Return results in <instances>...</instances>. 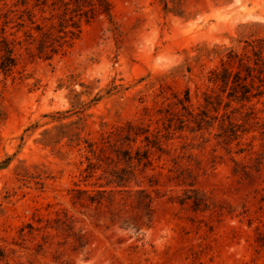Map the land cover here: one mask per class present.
Instances as JSON below:
<instances>
[{
  "label": "rangeland",
  "instance_id": "374dc122",
  "mask_svg": "<svg viewBox=\"0 0 264 264\" xmlns=\"http://www.w3.org/2000/svg\"><path fill=\"white\" fill-rule=\"evenodd\" d=\"M110 1L111 19L90 0H0L16 57L0 69V264H264V94L210 81L230 49L254 57L264 0ZM64 110L87 115L82 135L107 169L133 172L126 186L101 169L86 180L85 144L40 142ZM128 121L135 142H105ZM110 143L149 164L118 162ZM111 188L101 205L79 192Z\"/></svg>",
  "mask_w": 264,
  "mask_h": 264
},
{
  "label": "trees",
  "instance_id": "16d2710c",
  "mask_svg": "<svg viewBox=\"0 0 264 264\" xmlns=\"http://www.w3.org/2000/svg\"><path fill=\"white\" fill-rule=\"evenodd\" d=\"M75 2L78 7L81 4L87 2V0H72ZM91 2V17H94L96 14H104L109 19L112 18V6L110 0H90ZM264 38L260 40V42L255 44H250L252 46V54L254 57L248 55L247 60L249 63L245 62V58L243 56L233 55V50L230 49L228 54H225L226 60L222 58V68H215L212 71V76L210 77V81L212 82H220L224 90L228 91V96L235 98L237 100H249L251 96H260L264 94V78L259 77L260 84L257 85L255 83V75L254 70L258 69V67H264ZM0 69L3 72H9L16 65V57L14 56V48L10 45V42L6 38L4 31L0 29ZM235 54V53H234ZM224 57V55H223ZM254 62V66L250 63V61ZM237 63V69L233 66ZM227 65V66H226ZM264 69L260 70L264 74ZM249 80V81H248ZM252 88H256V92L252 93ZM185 101L187 103H185ZM182 107L186 110L189 109V104L191 102V95L189 91L186 93V97L184 100L180 101ZM208 103L209 100L206 99ZM78 104V103H77ZM82 105V103H80ZM192 110V109H191ZM189 111V110H188ZM70 114V110L57 111L49 116H51L52 121H59L60 123L55 125L53 128H46L42 132V138L40 142H42L46 146H51L53 148L57 147V144L63 138H66L68 143L72 146H80L82 143L85 144L84 148L87 151L86 160L87 166L84 168V171L87 172L85 177L86 180L92 177L97 170L101 169L104 173H108L110 177L106 181L107 185L114 186H126L129 182V174L133 172L128 168H119V169H107L103 164H108V160L110 156H103L99 154L97 151V142L90 138L89 136L82 135V132L86 130L85 128L89 126L87 121V115L79 117L78 120H72L69 122H63V119L67 118ZM105 125V124H104ZM37 126V125H36ZM90 132L88 133V135ZM105 134L107 136H105ZM112 134L118 135L120 138L131 144V142H135L137 137L142 134L140 129L138 130L137 126L133 124V122L128 121L126 124L122 126H118L115 130L106 131L102 133L103 139L108 138L105 142H110ZM148 140V137H145ZM111 152L116 155L117 161L126 162L129 167L134 164H143L147 166L149 164V156L147 151H141L139 148L136 151L132 152V147L129 148H119L114 146V144L110 143ZM103 150V149H101ZM10 160V157L3 161L2 167L7 164ZM80 193L87 194L89 200L92 204L101 205L104 201L103 194L106 192L109 193V197H107L108 202L113 201V195L115 190L113 188L109 189H79ZM94 192V194H92ZM137 193H142L146 195V199H144V204L149 205L151 202L150 195L147 194L145 189L137 190ZM6 254L4 250L0 247V259L6 260ZM6 264L8 262L6 261Z\"/></svg>",
  "mask_w": 264,
  "mask_h": 264
}]
</instances>
